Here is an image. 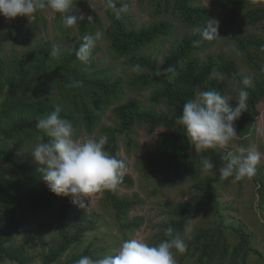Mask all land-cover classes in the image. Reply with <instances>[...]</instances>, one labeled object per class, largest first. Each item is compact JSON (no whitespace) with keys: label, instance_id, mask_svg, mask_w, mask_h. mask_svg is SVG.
I'll return each instance as SVG.
<instances>
[{"label":"trees","instance_id":"16d2710c","mask_svg":"<svg viewBox=\"0 0 264 264\" xmlns=\"http://www.w3.org/2000/svg\"><path fill=\"white\" fill-rule=\"evenodd\" d=\"M154 2L156 15L170 12L179 15L182 22L193 30L168 52L159 66L156 59L142 52L158 39L166 37L172 28L171 23L161 20L136 29L127 22L131 17L124 11L117 17L114 10L107 8L111 21L110 50L126 58L131 67L137 64L141 66V71L133 72L127 85L132 88L156 86L149 101L154 105H164L166 110L145 109L134 101L116 107L113 111L115 125L101 128L103 136L108 138L105 150L120 159L118 139L123 135L129 137L135 132L136 126L144 125L148 134L158 131L144 160V168L141 169L144 175L159 177V185L154 189L155 195L161 193V189L174 187L182 180L197 183L206 193L208 201L197 200L188 204L167 205L168 220L164 223V228L171 226L181 235L184 234L185 227L191 224L197 211L203 208L212 209L219 222L215 228L195 227L191 238H185L188 248L186 252L180 253L177 264H249L253 254L259 259H264L263 253L252 246V235L242 226H229L222 217L214 187L223 182L229 183L233 179H220L218 173V169L225 163L222 156L228 152L209 149L194 154L185 129L176 123L182 115L183 105L194 98L197 89L219 91L227 97L226 88L221 80L215 77V71L222 78L239 83L241 87L245 75L233 59L214 55L201 59L196 55L201 49L213 47L217 42V39H214L202 41L197 47L193 46V41L201 39L198 28L201 29L210 18L209 7L195 5L194 0ZM215 3L221 9H229L228 24L242 21L247 27L264 31V0H216ZM120 6L117 4V8ZM89 26L91 24L86 16L81 23V30H87ZM80 43L81 40L57 55H51L53 51H58L54 42L40 44L31 54L29 62L22 60L19 54H13V57L6 61L1 57L0 47V159L11 161L16 148L6 149L10 142L19 147L27 146L33 140L38 142L41 136L45 142L48 141L49 138L42 130L37 129L36 123L56 107L61 109L59 115L62 119L73 123L78 138L81 123L87 133H93L101 122L104 110L121 100L124 94V80L109 77L108 71L98 69V59L90 61L85 70V65L78 61L75 55ZM236 47L250 68L260 75L254 86L247 89L249 95L245 112L241 114L239 121L234 122L237 132L235 138L245 144V139L253 133V122L258 115V107L264 102L263 58L255 55V52L264 55V38L252 35L237 37ZM94 54L95 51L92 50L91 57ZM170 66L177 69L174 76L164 73ZM77 82L79 86H76ZM6 87H9V90H6ZM5 91L7 94H4ZM134 145V141L129 139L128 146ZM205 159L214 165L215 175L204 179L202 161ZM39 168L40 165L36 162L26 163L22 170L27 180L23 182L8 179L0 169V208L13 212L14 208L25 206L27 210L37 213L52 209L49 214L51 218L53 216V228L58 237L47 251L43 250L44 264H76L82 256L95 259L93 244H90L83 252L70 253L61 261L65 253L83 242L86 233L95 230L99 221H91V225L87 227L78 225L77 230L72 231L71 217H75L79 223L84 219V212L76 210V204L72 203L71 197H64L62 200L60 196L52 193L47 185L33 188L30 183L32 180L43 181ZM251 179L257 187V208L264 212V178L255 174ZM124 183L132 184L133 181L124 175L120 185ZM104 194V203L113 211L115 221L120 222L121 231L133 233L142 225L141 219L127 220L128 213L143 203L138 195L121 196L117 189L105 191ZM22 226V223L15 222L10 217L0 223V264L4 260L21 264L29 262L24 244L15 246L13 242L16 232ZM163 229L157 234V241L167 239ZM229 232L234 235L233 238L228 237ZM173 251L176 255L175 250Z\"/></svg>","mask_w":264,"mask_h":264},{"label":"rangeland","instance_id":"374dc122","mask_svg":"<svg viewBox=\"0 0 264 264\" xmlns=\"http://www.w3.org/2000/svg\"><path fill=\"white\" fill-rule=\"evenodd\" d=\"M195 5H205L211 9L209 19H216L220 22L217 42L213 47L203 48L196 55L205 59L208 55L216 57L223 56L226 59H233L241 69L245 76H251L253 86L260 79L259 73L250 68L246 59L243 58L236 47V38H243L247 35L263 37L262 29L247 27L242 21L230 25L227 23L229 9L219 8L216 0H194ZM116 4L126 6L125 14L131 17L127 22L136 29L147 26L148 24L165 20L171 23L172 28L166 37L158 39L154 44L146 48L142 53L152 56L161 66L164 57L168 52L176 47L179 41L193 29L185 25L179 18V15L174 13L155 14L154 0H115ZM71 14L79 17L91 16V26L87 30H81L82 21L73 27H66L61 19L60 14L51 10L38 11L29 19L27 17H17L9 20L0 15V47L1 57L9 60L13 54H19L22 60L29 62V58L40 44L46 42H54L57 45V53L60 54L73 46L77 41H82L85 34H94L96 31L103 33L101 41L97 42L93 49L95 54L91 60H100L98 69L108 71L107 75L112 78H122L125 82L123 87V96L119 102L111 104L104 110L101 122L93 133H87L80 124L79 137L80 140L89 138L98 139L103 136L102 127H111L115 125L116 118L114 109L134 101L139 103L143 108L156 109L158 111L166 110L165 106L154 105L149 101L151 93L156 89V86H148L146 88L129 87L127 82L132 78V67L126 62V58L120 57L109 48L110 46V31L111 21L108 16V9L105 6L104 0H74L71 9ZM91 29V30H90ZM200 29V28H198ZM263 58L264 55L255 52ZM215 77L219 78L226 88L227 97L230 100L229 105L232 108L236 106L238 90L241 85L235 81L222 78L215 71ZM9 90V87L5 88ZM7 94V91L4 92ZM44 97V95L42 96ZM258 115L254 118L253 133L245 139L243 144L238 138H234L227 147L219 149V152H232L234 155H241L240 148L247 149L251 145H256L257 149L264 153V102L258 107ZM240 120V117L237 119ZM158 131L153 134H148L146 127L136 126L135 132L128 136H121L118 139L120 159L127 163L126 176L132 179L133 183H124L117 187V192L121 196L138 195L143 202L132 209L128 215V221L142 220V225L131 232L121 231L119 228L120 222L115 221L113 211L104 203V192L96 194L91 198L86 208H80L76 205V210L83 211V221L78 223L75 217L70 219V227L72 231H76L78 225L83 227L90 226L91 221H96L95 230L86 233L81 244L75 245L70 251L61 257L64 261L70 253H81L85 248L93 244V257L101 258L103 255L116 253L120 244L131 238L141 239L151 246L158 245L157 234L164 228V223L168 220L167 205L168 203L188 204L193 201L203 200L208 201L207 195L202 191V187L191 180H182L177 185L171 188L161 189V193L155 195L157 185H159V177H149L144 175L141 169L144 168L143 163L146 159L151 146L154 143ZM132 139L134 146H128V140ZM36 143L35 140L27 146H16V143L10 142L6 145V149H15L11 161L5 158L0 159V169L4 171L5 176L11 180L26 181L27 177L23 173L22 167L26 163H35L36 161L30 155L32 146ZM129 149V150H128ZM192 152L196 151L191 147ZM246 154V153H244ZM37 163V162H36ZM257 175L264 178V157L257 165ZM213 169L204 171L203 177L214 176ZM158 182V183H157ZM33 188L46 185L41 180H32L30 182ZM256 185L252 179H245L238 182L229 183L223 182L214 187L217 201L220 205L222 217L225 218L229 226H242L248 233L252 235V246L264 255V212L258 210L256 201ZM60 199H64L60 196ZM264 205V203H263ZM51 210L42 212H33L26 209L25 206L13 209V212H7L0 208V223L6 217H10L15 222L22 223L23 226L15 234L13 240L14 245H22L25 247V255L29 262L23 264H44L42 253L43 250H48L57 239V231L53 228L54 219L49 214ZM51 218V219H50ZM83 222V224H82ZM216 214L209 207L198 210L193 221L191 222L192 231L195 227L215 228L218 226ZM229 232L228 237L233 238ZM188 239L187 237H185ZM174 252V251H173ZM177 262L180 260V253L176 252ZM184 262V260H183ZM249 264H264V259H259L253 254L248 262ZM1 264H21L16 261L4 260Z\"/></svg>","mask_w":264,"mask_h":264},{"label":"clouds","instance_id":"9594fccd","mask_svg":"<svg viewBox=\"0 0 264 264\" xmlns=\"http://www.w3.org/2000/svg\"><path fill=\"white\" fill-rule=\"evenodd\" d=\"M74 0H0V15L9 20L17 17L31 19L38 11L51 10L60 14L66 27H73L85 17L71 14ZM105 6L115 11L117 17L126 11V6L117 8L115 0H105ZM88 16V22H92ZM220 22L216 19H207L205 25L199 29L201 39L193 41V46H199L202 41H212L218 38ZM103 33L83 35L82 43L75 50L78 61L85 65L90 63L92 50L97 42L101 41ZM53 51L51 55H57ZM132 71H141L139 64L132 67ZM177 69L170 66L164 73L176 74ZM243 87L238 90L235 108L230 107L229 99L215 90L197 89L194 98L183 105L182 115L176 123L185 129L189 143L196 153L209 149H224L237 136L234 122L246 110L248 98L247 89L253 86L251 76L243 77ZM76 86H79L77 82ZM61 109L56 107L51 113L39 118L36 127L49 138L44 141L38 138L30 155L40 165L38 169L43 182L48 189L57 196L71 197L72 203L80 208H86L91 198L98 193L114 191L121 184L127 171L125 160L110 155L105 150L108 143L107 136L98 139L89 138L80 140L76 138V129L73 123L62 119L59 115ZM241 155L228 152L222 156L224 165L218 169L220 179L233 177V182L251 179L257 171L264 153L256 145L249 148H240ZM246 153V154H244ZM204 171L214 168L207 159L202 161ZM167 239L158 245L151 246L141 239L131 238L123 241L114 255L106 254L101 258L92 259L82 256L76 264H177L173 252L184 253L188 244L185 237L190 239L191 224L185 227L184 234L176 232L173 227L163 229Z\"/></svg>","mask_w":264,"mask_h":264}]
</instances>
